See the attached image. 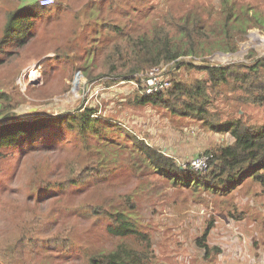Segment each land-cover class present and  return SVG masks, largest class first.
<instances>
[{"label":"trees","instance_id":"1","mask_svg":"<svg viewBox=\"0 0 264 264\" xmlns=\"http://www.w3.org/2000/svg\"><path fill=\"white\" fill-rule=\"evenodd\" d=\"M5 1L10 3H4L5 10L0 18V54L5 55L0 58V71L6 59L12 58L16 64L23 65L37 54L40 47L54 51V55L44 61L46 72L58 71L63 77L67 71L72 70L73 77L77 70H82L91 80L102 74L118 76L115 81L121 78L130 80L136 71L148 72L172 61L177 64L176 68L202 70L207 74L205 79L184 81L179 71L176 75L180 78L174 80L172 86L153 93L137 90L130 102L166 106L181 115H196L218 131L220 128L230 130L234 142L209 148L207 153L212 156L205 170L189 165L187 169L182 168L174 156L130 132L123 144L131 146V151L136 152L139 159L147 161L155 171L166 179L171 178L175 184L183 182L181 185L194 189L201 186L206 190L231 191L251 177L264 186V122L250 124L244 122L241 115L224 121L227 125L218 128L221 110L211 100L216 85L220 88L218 93L224 92L222 86L227 85L233 91L244 89V93L237 94L240 99L264 104V57L255 56L254 49L246 55L248 61L223 65L199 64L183 57L205 55L215 49L236 50L237 37L245 35L248 28L264 29L262 9L250 2L240 5L237 0H220V12L212 23H208L205 16L206 6L200 3L182 14L170 9L164 14L163 22L142 26L121 18L130 14L131 7L139 8L138 0L134 3L131 0H97L95 6L99 12L93 14L86 10L85 17H91L87 21L81 19V9L88 7L91 0H84L78 6L71 0H55L46 5L41 0H0V6ZM209 11L210 15L214 14L213 10ZM113 15L115 18L109 19ZM81 46L84 50L80 49ZM15 72L11 73L10 81L0 79V147L27 134L25 143L34 148L39 147L35 140L43 141L41 144L48 148L57 147L63 140L60 147L64 148L65 154L60 155V159L45 154L41 162H32L25 175L19 177L23 185L13 191L15 197L6 200L0 197L5 215L4 223L0 224V264H54L56 258H63L67 253L86 260L83 264H151L152 237L139 227V217L133 211L134 202L128 212L105 211L106 220L101 221L107 224L106 229L113 236H135L136 244L146 243L150 246L149 251H142L125 240L109 249L96 247L87 240H80L78 244L77 222L71 218L66 221L55 218L50 203L44 207L49 198L57 210V199L52 197L58 192L69 191L78 183H105V179L118 169L105 164L103 152L119 140L110 134L107 125L113 126L115 122L110 118L103 123L93 119L98 106L85 104L63 114L34 115L36 112L33 111L30 117L22 115L20 108L25 110V104L37 102L20 90ZM63 82L60 81L59 86L64 85ZM30 88L34 96L51 94L50 90L54 89L48 83L39 90ZM90 134L92 141L88 140ZM118 135L122 140L120 130ZM23 150L13 152L20 162H25L21 158ZM132 161L129 159L122 168L132 167ZM24 162L18 173L20 176L27 165ZM8 174L3 178L8 180ZM103 206L94 200L86 206L83 203L74 206L72 212L87 219L102 212ZM213 222L197 237L198 244L207 249L205 241ZM76 246L78 249L74 248ZM214 248L220 249L218 246Z\"/></svg>","mask_w":264,"mask_h":264},{"label":"rangeland","instance_id":"2","mask_svg":"<svg viewBox=\"0 0 264 264\" xmlns=\"http://www.w3.org/2000/svg\"><path fill=\"white\" fill-rule=\"evenodd\" d=\"M55 1V0H54ZM76 6L82 4L84 0H71ZM88 7L81 9V19L87 21L91 17H85L86 10H90L93 14H97L98 8L95 6L97 0H91ZM132 3L136 2L131 0ZM240 5L252 3L255 7L264 11V0H237ZM94 2V3H93ZM4 3L0 6V18L4 12ZM203 3L206 6L204 11L208 23L213 22V18L218 16L220 9V0H138L139 8L131 7L129 15L125 14L121 18L123 21L134 24L149 26L152 23L163 22V16L168 10H173L178 14H182L195 5ZM144 8V10H142ZM213 10L214 14L210 15L209 10ZM141 11V12H140ZM128 15V16H127ZM135 17L136 19L132 18ZM115 18L114 15L109 17ZM120 17L118 20L121 19ZM0 26L2 21L0 20ZM1 35V32H0ZM264 29L256 26L248 28L245 35L237 37V49L224 50L215 49L205 55L188 54L186 60L193 61L199 64L213 63L223 65L238 61H248L246 55L255 50V56L264 57ZM262 36V37H263ZM255 38V39H254ZM84 50L83 46L80 48ZM15 53V52H13ZM223 53H226L224 56ZM54 55L52 48L44 50L40 47L37 54L23 65L16 64L12 58L5 60L1 66L0 79L4 78L10 81L15 72L16 83L20 86V90L30 100H34L29 104H25L24 108H20L22 115L29 117L34 115H44L45 113L63 114L71 112L82 107V105L98 106V111L94 114V120H100V123L106 121L107 118L115 122V124H107L110 128V134L115 136L119 141L111 143V148L104 150V162L108 167H117V172L109 175L105 183L98 184L94 181L86 183H78L75 187H70L67 192H58L52 198L57 199V210L54 209V201L47 198L45 206L50 203L53 209L55 218L66 221L67 218L77 222L76 236L78 244L80 240L90 241L94 246L103 249H109L115 243L125 240L126 243L143 250L147 249L148 245L144 243L136 244L135 236H113L106 229L107 224L102 223L106 220L103 213L107 210L129 211L131 202L135 203L133 211L139 217L137 220L139 227L152 237V254L151 264H180L179 249L182 245L177 244L179 241L186 244V250L181 251L192 259L199 254L201 250L198 245L197 237L202 234L206 226L213 220V227L208 236V245L210 255L219 254L222 251L220 247L223 243L219 235L221 229L232 227V217L234 212H237L239 207L240 213L237 215V225L253 222L259 223L256 227L264 232V186L259 182L248 177L237 187L228 190H206L199 186L197 189L183 182L174 183L171 178H164L159 172L147 162L138 158L136 152H132V147L123 144L127 139L128 132L136 135L139 139H144L149 144L159 147L167 154H171L176 158V161L182 168L187 169L188 162L194 157L202 155L212 156V153H207L211 147L219 144H227L234 142L235 138L230 134V130L221 129L234 117L244 116V122L250 124H261L264 122V104H256L240 99L237 94L244 93V89L233 91L227 85H223L224 92L218 93L220 89L218 85L215 87V92H211V100L221 110V116L217 122L219 129L216 130L205 124L204 120L196 117V115H181L173 112L170 108L162 105H154L148 103L139 105L130 102V97L137 92L143 90V84L132 83V79L123 81L116 75L102 74L96 75L93 80L86 75L82 70H77L73 77L67 71L65 77L58 71L46 72L47 58ZM0 58H5L4 54H0ZM155 74L153 70L148 72L136 71L135 74L141 73L138 78L142 80L147 77L149 79L156 74L161 77H167L170 81L168 84L172 86L177 78L184 81H191L195 78L205 79L207 74L202 73V70L186 69V67L176 68L177 64L162 65ZM18 75L16 76V73ZM32 71H36L33 73ZM180 71V77L176 75ZM11 74V75H9ZM49 74V75H48ZM6 75V76H5ZM138 79V80H139ZM146 79H144L145 81ZM64 81V85L59 86V82ZM51 85V94H40L34 96L29 91L30 87L36 89L44 88L46 84ZM210 83V81H209ZM30 88V89H29ZM210 90H213L210 88ZM223 90V89H221ZM99 117V118H98ZM99 124V123H98ZM122 133L117 135L119 130ZM91 134L88 137L92 141ZM27 134L15 142L9 143L0 147L2 154L0 155V197L1 199H12L15 197L13 191L17 188H22V177L25 175L27 168L34 161H42L43 155H50L53 158L60 159V155H64L63 147H60L63 140L59 142L57 147L48 148L39 143V147H29L25 143ZM25 144L27 146H25ZM17 145V147H16ZM34 145V144H33ZM21 152V158H24L27 165L23 167L20 174L21 159H17L13 152ZM105 153V154H104ZM133 159L132 167L123 169L125 162ZM24 162V163H25ZM159 171V170H158ZM8 180L3 176L8 173ZM15 175L14 178L12 175ZM165 175V174H164ZM170 177V176H169ZM3 181L5 183H3ZM132 195V198L129 196ZM20 198V197H19ZM18 198V199H19ZM97 201L105 206L102 212L95 213L87 219L82 218L79 213H73L74 206L83 203L85 206L88 202ZM237 205V206H236ZM247 215H250L248 218ZM61 216V217H60ZM101 219H103L101 221ZM5 221L3 206L0 203V224ZM101 221V222H98ZM236 225V226H237ZM234 226V227H236ZM53 228V227H52ZM51 228V229H52ZM243 228V227H242ZM215 231L218 233L217 238ZM223 236V235H221ZM127 238V239H123ZM146 242V241H144ZM218 246L220 249H215ZM224 246V244H223ZM190 247V248H189ZM78 249V246L74 247ZM189 248V249H188ZM73 249V248H72ZM225 251V250H223ZM222 251V252H223ZM221 252V253H222ZM221 253L219 257H221ZM219 257L217 258L219 260ZM72 258V259H70ZM86 260H81L77 255L68 256V253L63 258H56L54 264H83ZM150 263V262H149ZM49 264V263H47Z\"/></svg>","mask_w":264,"mask_h":264},{"label":"crops","instance_id":"3","mask_svg":"<svg viewBox=\"0 0 264 264\" xmlns=\"http://www.w3.org/2000/svg\"><path fill=\"white\" fill-rule=\"evenodd\" d=\"M239 213V207H237V212H234V215L230 217L233 222L232 227L226 230L221 229L222 232L219 235V239L221 237L220 240L223 243L220 247L222 251L225 250L223 252L220 251V253L222 252L221 257H219L220 253L211 256L209 254L211 250L198 244L199 248L204 251L197 254L191 261L188 255L180 252L181 249V251L185 252L188 250H186V244L179 241L177 244L182 245V247L178 248L180 264H264V232H261L260 228L256 227L259 223H254V221L249 223L244 221V224L237 225V215ZM247 216L250 218V215ZM214 234L217 238L218 233L215 231ZM218 257L219 260L217 259Z\"/></svg>","mask_w":264,"mask_h":264},{"label":"built area","instance_id":"4","mask_svg":"<svg viewBox=\"0 0 264 264\" xmlns=\"http://www.w3.org/2000/svg\"><path fill=\"white\" fill-rule=\"evenodd\" d=\"M43 4H50L52 3L54 0H41ZM263 36V35H262ZM264 39V36L262 37ZM224 56H226V53H223ZM262 54H264V50L262 51ZM187 56V55H186ZM186 58V57H184ZM174 61H172L171 63L169 64H173ZM163 66H156V67H153L152 70L154 71L153 74H155L158 70L160 71V68H162ZM151 71V70H150ZM136 76H141V73H136L135 74ZM136 77V79H132L131 82L136 84L137 86H139V84H143V90L145 93H153V92H159L165 88H167L170 83L169 79L167 77H161L160 74H156L154 76H152L151 79H149V82L147 80V75L145 78H143V82L142 80H138L139 78ZM144 79H146L144 81ZM125 82V81H129V80H125V79H122V82ZM209 158L210 156L209 155H202V156H199V157H194L191 161L188 162V165L191 166L192 168H195V169H199V170H205L207 168V166L209 165Z\"/></svg>","mask_w":264,"mask_h":264},{"label":"bare ground","instance_id":"5","mask_svg":"<svg viewBox=\"0 0 264 264\" xmlns=\"http://www.w3.org/2000/svg\"><path fill=\"white\" fill-rule=\"evenodd\" d=\"M261 36V35H260ZM261 38H262V36H261ZM255 39V38H254ZM33 73H35L36 71H32Z\"/></svg>","mask_w":264,"mask_h":264}]
</instances>
